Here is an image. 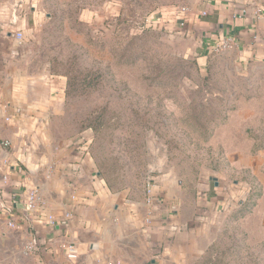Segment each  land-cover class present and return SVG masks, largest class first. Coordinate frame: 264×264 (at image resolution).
<instances>
[{
  "label": "rangeland",
  "instance_id": "1",
  "mask_svg": "<svg viewBox=\"0 0 264 264\" xmlns=\"http://www.w3.org/2000/svg\"><path fill=\"white\" fill-rule=\"evenodd\" d=\"M192 1L0 0V22L19 25L29 72L64 81L49 143L87 130L112 189L165 173L193 191L215 214L182 264H264V62L231 50L201 60L163 16L146 22Z\"/></svg>",
  "mask_w": 264,
  "mask_h": 264
},
{
  "label": "crops",
  "instance_id": "2",
  "mask_svg": "<svg viewBox=\"0 0 264 264\" xmlns=\"http://www.w3.org/2000/svg\"><path fill=\"white\" fill-rule=\"evenodd\" d=\"M190 5L184 18L163 14L161 25L194 40L201 60L216 41L233 35L229 50L237 60L264 62V0ZM18 28L0 22V264H182L191 253L189 240L204 234L200 224L215 212L198 207L193 191L189 196L165 173L149 176L150 202L146 186L136 193L114 190L91 151L81 155L75 138L49 143V120L64 81L46 71L31 73L20 63ZM32 188L43 201L41 211L26 208ZM65 212L71 213L65 226L46 224V214ZM65 241L74 244L76 258L66 256Z\"/></svg>",
  "mask_w": 264,
  "mask_h": 264
},
{
  "label": "built area",
  "instance_id": "3",
  "mask_svg": "<svg viewBox=\"0 0 264 264\" xmlns=\"http://www.w3.org/2000/svg\"><path fill=\"white\" fill-rule=\"evenodd\" d=\"M189 7L187 6H178L175 7L170 13L174 16H178L181 18H184L186 14L189 13ZM201 15H205V11L200 12ZM163 16V13H152L150 16L147 17L146 22L148 24H152L155 21H159V19ZM184 25V21L180 22V26ZM16 39L21 40L22 39V34L21 32H16ZM235 37L233 35H226L222 39L216 41L212 46H211V51L212 52H220V51H225L231 49L235 45ZM92 140L90 138L89 133L87 130L80 132L76 137H75V143H77L79 151L81 155H88L90 151V144ZM5 145H8L9 142H5ZM2 183L6 182V178L3 177L1 180ZM152 191H153V185L151 182L147 181L146 183V200L147 202H150L152 200ZM26 208L29 211H41L44 209L43 206V201L40 200V197L38 195V191L36 188L29 189L26 195V200H25ZM71 217V213L65 212L62 214H55V213H48L45 215V221L48 226H55V225H63L65 226L67 224V220ZM8 226H13L12 221H8L7 223ZM29 248L32 247V244L28 245ZM61 247L65 249L66 251V256L68 258H76L77 253L76 249L73 243L71 242H62Z\"/></svg>",
  "mask_w": 264,
  "mask_h": 264
}]
</instances>
